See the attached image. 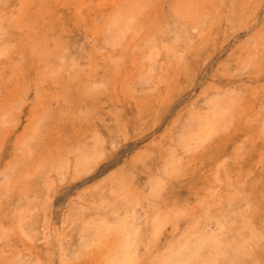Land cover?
Masks as SVG:
<instances>
[{
  "label": "rangeland",
  "instance_id": "374dc122",
  "mask_svg": "<svg viewBox=\"0 0 264 264\" xmlns=\"http://www.w3.org/2000/svg\"><path fill=\"white\" fill-rule=\"evenodd\" d=\"M38 1L0 0V106L7 107H0V125L4 127L7 124L3 130L6 128L8 133L3 136L0 132V253L5 252L0 254V264H26L21 259L27 250L34 253L29 264H76V261L78 264H109L108 258L112 255L110 244L117 238V228L96 226L93 231L89 228L82 231L80 228L82 223L90 220L88 216L95 217L101 206L108 211L116 204H123L130 188L154 196L167 192L182 207L176 222L163 228L157 245L147 250L140 246L135 264H160L163 258H168L167 255H173L171 250L181 251L180 243L190 231H198L204 221L206 207L211 214L218 211L222 204L238 203L237 200L241 199V204L238 203L240 209L249 210L239 216L242 221L230 232L226 264H259L257 260L261 257V264H264V239L262 243L258 241V232L264 235V162H261L264 161V127L261 128L262 123L264 126V62L262 67L246 62L252 51L249 49L264 54V0L202 1L199 18L206 21L202 32L192 28L190 19L183 23L185 26L181 24L175 11V0L174 3L172 0H140L141 6L138 5L133 21H125L123 12H117L118 6L115 11L111 0H89V3L88 0ZM111 5L115 19H123V26L118 24L115 34L111 31L112 21H116L110 12L113 10ZM47 6L52 10L51 16ZM17 7L27 11L22 12ZM41 9L43 13L39 12ZM57 12L60 14L57 15ZM31 18L35 19V32L31 26L21 28L29 24ZM151 18L155 19L147 22ZM15 21L19 22V26ZM137 21L142 25L137 26ZM26 28L31 30V37L25 33ZM37 31L40 32L37 34ZM131 36H134L132 40ZM261 36L263 39L259 43L256 38ZM34 38L45 43L48 49L36 46V42H32ZM56 41L58 43H54ZM132 46L135 47L131 51ZM42 49L47 53L52 50L49 58L53 66L49 71L39 59L40 53L45 52ZM152 53L156 57L154 64L152 61L155 60L150 58ZM84 67L91 78L86 77L88 74ZM118 67L119 70H116ZM153 82L157 84L154 86ZM229 91H244L242 95L247 101V109L228 127L219 129L210 140H205L202 128L196 127L198 121L194 122L200 119L191 120V116L195 115L192 111L209 110L211 101L220 96L217 93ZM8 120L12 121L9 123ZM26 123H31V126ZM33 123L36 129L32 127ZM189 132L188 141L192 144L185 146L183 135ZM27 134H30L29 137ZM178 149H181V161L176 158L175 150ZM24 154L28 155L24 172L31 169V174L22 177L18 185H13L12 181L7 185L4 171L16 164L17 159H23ZM171 162L174 166L182 163V168L170 182L168 175L171 170L166 166ZM95 193L97 197L93 200ZM100 198L106 206L95 201ZM116 199L119 202L112 201ZM76 210H81L79 227L72 220ZM4 231L10 233L8 238ZM20 237L23 239L21 242ZM202 257L205 260L195 264H209V260L218 264L216 257L208 253ZM132 263L133 259L129 264Z\"/></svg>",
  "mask_w": 264,
  "mask_h": 264
},
{
  "label": "bare ground",
  "instance_id": "6f19581e",
  "mask_svg": "<svg viewBox=\"0 0 264 264\" xmlns=\"http://www.w3.org/2000/svg\"><path fill=\"white\" fill-rule=\"evenodd\" d=\"M23 1V0H22ZM26 1H28V0H26ZM30 1V0H29ZM38 1V0H37ZM40 1V0H39ZM38 1V2H39ZM54 1H56V0H54ZM71 1V0H70ZM74 1V0H73ZM104 1V0H103ZM155 1V0H154ZM167 1H169V0H167ZM173 1V0H172ZM202 1L204 2V0H175V6H176V14H177V17L179 18V20H180V22H181V24H185L186 22H187V19H190V21H191V23L193 24L192 25V28H197L199 31H203V28H204V25H205V23H206V21H205V19H203L202 17H200L199 18V16L202 14H200V6L202 5ZM32 2H33V0H32ZM50 2V1H49ZM68 2V1H67ZM78 2H80V1H78ZM90 2H92V0H90ZM98 2V1H97ZM100 2V1H99ZM101 2H102V0H101ZM113 2H114V6L113 7H116V9H115V11L117 10V6H118V11L117 12H123V19L126 21H128V20H130L131 19V21H133V19H134V16H136L137 15V13H138V11H137V9H138V5H140V0H111V3L110 4H112L113 5ZM139 2V3H138ZM234 2V1H233ZM25 3V2H24ZM37 3V2H36ZM35 3V4H36ZM41 3H43L42 1H41ZM41 3H38V4H41ZM64 3V2H63ZM88 3H89V0H88ZM94 3V2H93ZM143 3V2H142ZM146 3V1L143 3V4H145ZM173 3H174V1H173ZM31 4H33V3H31ZM58 4H59V2H58ZM68 3H66V5H67ZM26 5H28V4H26ZM42 5V4H41ZM50 5V4H49ZM52 5V4H51ZM50 5V6H51ZM56 6H58L57 4H55ZM59 5H61V4H59ZM65 7H66V5L65 4H63ZM72 5V4H71ZM112 5H111V7H112ZM149 5V4H148ZM153 5V4H152ZM156 5V4H155ZM17 6V5H16ZM53 6V5H52ZM55 6V7H56ZM63 6V7H64ZM67 6H69V5H67ZM73 6V8H75L74 6L75 5H72ZM103 6V5H102ZM106 6V5H105ZM141 6V5H140ZM143 6V5H142ZM170 6H171V4H170ZM228 6V5H227ZM21 7V6H20ZM20 7H17V8H19V10H21V8ZM26 7V6H25ZM44 7H46V5L44 6ZM47 7H49V6H47ZM62 7V8H63ZM112 7V8H113ZM126 7H128V8H126ZM160 7V6H159ZM161 7H163V6H161ZM24 8V7H23ZM22 8V9H23ZM28 7H26V9H27ZM70 8V7H69ZM72 8V9H73ZM101 8V7H100ZM106 8V7H105ZM215 8H217V7H215ZM24 10V11H22V12H25V11H27V10ZM39 9V8H38ZM55 9V8H54ZM67 9H68V7H67ZM120 9V10H119ZM147 9H149V7H147ZM153 9V8H152ZM173 9H174V7H173ZM18 10V9H17ZM40 10V9H39ZM43 9H41V11H39V12H44V10L42 11ZM50 7H49V12H50ZM69 10V9H68ZM75 10H77L76 8H75ZM110 10H112V9H110ZM161 10V9H160ZM3 11H5V10H3ZM33 11V10H32ZM52 11V10H51ZM60 11H61V9H60ZM63 11V10H62ZM69 11H71V10H69ZM72 11H74V10H72ZM141 11V10H140ZM153 11H154V9H153ZM156 11V10H155ZM9 12V11H8ZM18 12H20V11H18ZM54 12V11H53ZM77 12V11H76ZM78 12H80V10L78 11ZM110 12H112V14L114 13V8H113V10L112 11H110ZM109 12V13H110ZM150 12V11H149ZM174 12V11H173ZM206 12V11H205ZM12 13V12H11ZM34 13H36V12H34ZM74 13V12H73ZM145 13V12H144ZM151 13V12H150ZM154 13V12H153ZM230 13V12H229ZM20 14V13H19ZM60 14V12L58 13L57 12V15H59ZM68 14H71L70 12H68ZM102 15H103V13H101ZM106 14L107 13H105V16H106ZM111 14V15H112ZM118 14V13H117ZM121 13H119V15H120ZM155 14V13H154ZM153 14V15H154ZM160 14V13H159ZM204 14V13H203ZM207 14H208V12H207ZM217 14H218V12H217ZM219 14H220V12H219ZM22 15V14H21ZM20 15V16H21ZM23 15H24V13H23ZM44 15H46L45 13H44ZM65 15H66V13H65ZM94 15V14H93ZM143 15V14H142ZM146 15V14H145ZM152 15V16H153ZM2 16V15H1ZM9 16V15H8ZM12 16H14V15H12ZM31 16V15H30ZM49 16H51V12H50V15ZM104 16V15H103ZM113 18L115 19L116 18V16L113 14ZM144 16V15H143ZM157 16V15H156ZM33 17V16H32ZM108 17H109V15H108ZM107 17V18H108ZM164 17V16H163ZM205 17V16H204ZM212 17V16H211ZM229 17H231V16H229ZM35 18V17H34ZM52 18V17H51ZM110 18V17H109ZM145 18V17H144ZM162 18V17H161ZM3 19H5V18H3ZM32 19V20H31ZM30 20H31V22L29 23V24H24L23 26H21V28H23V27H25V26H31V27H33V25H34V20H33V18H31ZM39 19V18H38ZM45 19V18H44ZM62 19V17L60 18V20ZM103 19V18H102ZM113 19V20H114ZM119 19V21H117ZM121 17L119 18H117V19H115L116 21H112V27H111V31H114V34H115V32L117 31L116 29H115V27H120L122 24L121 23H123L122 22V20H123ZM142 18H140V20H141ZM149 19V18H148ZM152 19V18H151ZM148 20L147 22H149V21H153L154 19H152V20ZM157 19V18H156ZM163 19V18H162ZM173 19V18H172ZM41 20V19H40ZM49 20H50V18H49ZM144 20V19H143ZM170 20H171V18H170ZM28 21H29V19H28ZM174 21V20H173ZM16 22V21H15ZM18 22V21H17ZM16 22V23H17ZM21 22V21H20ZM42 22V21H41ZM137 22H138V24H137ZM136 22V24H137V26L139 25V26H141L142 24H143V21L141 20L140 21V23L142 22V24L140 25V23H139V21H137ZM155 22H156V20H155ZM154 22V23H155ZM229 22V21H228ZM23 23V22H22ZM62 23V22H61ZM60 23V24H61ZM103 23H104V19H103ZM151 23V22H150ZM153 23V22H152ZM168 23V22H167ZM171 23V22H170ZM169 23V24H170ZM19 24V22L17 23V25ZM41 24V23H40ZM44 24L45 23H43V26H44ZM52 24V23H51ZM50 24V25H51ZM119 24V25H118ZM135 24V25H136ZM148 24V23H147ZM161 24V23H160ZM183 24V25H184ZM16 25V24H15ZM49 25V26H50ZM118 25V26H117ZM131 25V24H130ZM134 25V26H135ZM155 25H156V23H155ZM19 26V25H18ZM36 26H37V24H36ZM45 26H47V24L45 25ZM48 26V27H49ZM61 26H64V25H61ZM60 25H59V27H61ZM123 26V25H122ZM145 26H147V25H145ZM154 26V25H153ZM157 26V25H156ZM178 26V25H177ZM185 26V25H184ZM51 27V26H50ZM50 27H49V29H50ZM85 27V26H84ZM84 27H82V28H84ZM87 27V26H86ZM132 27V26H131ZM143 27V26H142ZM158 27V26H157ZM179 27V26H178ZM177 27V28H178ZM38 28V27H37ZM45 28H47V27H45ZM52 28H53V26H52ZM147 28H149V29H151L150 27H147ZM44 29V28H43ZM144 29V28H143ZM149 29H147V30H149ZM33 30H34V32L36 31V29L33 27ZM39 30V29H38ZM58 30V29H57ZM146 30V29H145ZM24 31H26L25 33L26 34H28L29 36H30V29H28V28H26ZM41 31V30H40ZM39 31V32H40ZM63 31V30H62ZM38 31L36 32L37 34L39 33ZM43 32H44V30H43ZM52 32V31H51ZM53 32H54V29H53ZM58 32V31H57ZM85 32V31H84ZM100 32V31H99ZM147 32V31H146ZM55 33H56V31H55ZM192 33H193V31H192ZM200 33V32H199ZM178 34V33H177ZM205 34V33H204ZM57 36H58V33L56 34ZM48 36V35H47ZM51 36V35H50ZM53 36H55V34L53 35ZM92 36H93V34H92ZM179 36V35H178ZM238 36V35H237ZM260 36V35H259ZM21 37V36H20ZM31 37V36H30ZM29 37V38H30ZM35 37H37V36H35ZM44 37V36H43ZM46 37V36H45ZM134 36H131V40H132V38H133ZM185 37V36H184ZM199 37V36H198ZM50 38V37H49ZM55 38H57V37H55ZM55 38L54 39H52L53 41L55 40ZM95 38V37H94ZM170 38V37H169ZM176 38V37H175ZM174 38V39H175ZM264 38V37H263ZM262 38V36L259 38V37H257L256 39H259V40H257L259 43H261V40L260 39H263ZM40 39V38H39ZM96 39V38H95ZM123 39V38H122ZM178 39V38H177ZM199 39V38H198ZM31 40V39H30ZM37 39H33L32 40V42L34 41V42H36V46H38V45H40V46H44L45 45V43H43V42H41L40 40L39 41H36ZM44 40H45V38H44ZM62 39H60V41H61ZM130 40V39H129ZM130 40V41H131ZM176 40V39H175ZM129 41V42H130ZM199 41V40H198ZM264 41V40H263ZM31 43V42H30ZM47 43H48V41H47ZM54 43H58L57 41L56 42H54ZM61 43V42H60ZM252 43V42H251ZM250 43V44H251ZM27 44V43H26ZM263 44H264V42H263ZM262 44V45H263ZM33 45V44H32ZM61 45V44H60ZM122 45V44H121ZM259 45V44H258ZM30 46V45H29ZM54 46H56V44L54 45ZM59 46V45H58ZM58 46H57V48H58ZM136 46V45H135ZM134 46V47H135ZM34 47V46H33ZM33 47H32V49H33ZM111 47V46H110ZM133 47V46H132ZM134 47H133V49H131V51L132 50H134ZM173 47V46H172ZM263 47V46H262ZM41 48V47H40ZM121 48V47H120ZM128 48H130V47H128ZM257 48V47H256ZM29 49H31V47L29 48ZM34 49H35V47H34ZM33 49V50H34ZM43 49H48V48H46V46H44V48ZM42 49V51H45V50H43ZM49 49H51V48H49ZM54 49V48H53ZM97 49V48H96ZM124 49V48H123ZM169 49V48H168ZM179 50H181V49H179ZM249 50H252V51H250L249 52V54H248V57H247V60H246V62H247V64L249 63H252V65L253 66H258V67H262V63L264 62V54H262L260 51H258L257 50V52L255 51L256 49H249ZM35 52H36V50H34ZM38 51H39V49H38ZM51 51L52 50H50V51H48V53H47V51H45L44 53L42 52V53H40V55H39V59L41 60L40 62L43 64V65H45V67L48 69V71H49V69L50 68H52L51 66H53V65H51V63H50V58H49V55H50V53H51ZM103 51H104V49H103ZM172 51V50H171ZM40 52H41V50H40ZM113 52V51H112ZM134 52V51H133ZM169 52V51H168ZM31 53H32V51H31ZM98 53H99V51H98ZM100 53H101V55H102V52L100 51ZM107 53V52H106ZM109 53H110V51H109ZM120 53V52H119ZM34 54V52L32 53V55ZM38 54V53H37ZM94 54H96V52L94 53ZM36 55V54H35ZM87 55H89V54H87ZM87 55L85 56L86 58H87ZM166 55V54H165ZM21 56H22V58H24L23 56L24 55H22L21 54ZM21 56H19V57H21ZM37 56V55H36ZM45 56H46V58L47 59H45ZM90 56H91V54H90ZM105 56V55H104ZM110 56V55H109ZM135 56V55H134ZM10 57V56H9ZM32 57V56H31ZM102 57H103V55H102ZM115 57V56H114ZM122 57V56H121ZM137 57H138V55H137ZM92 58V57H91ZM97 58V57H96ZM95 58V59H96ZM109 58V57H108ZM150 58L152 59V60H155L156 59V57H155V55H154V53H152L151 54V56H150ZM263 58V59H262ZM30 59V58H29ZM39 59H38V61H39ZM93 59V58H92ZM95 59H94V61H95ZM119 59V58H118ZM121 59V58H120ZM119 59V60H120ZM133 59H134V57H133ZM139 59H141L140 57H139ZM139 59H137V61H140ZM161 59V58H160ZM9 60V59H8ZM104 60H106V56H105V59ZM109 60L111 61L112 59H110L109 58ZM162 60V59H161ZM14 61H15V59H14ZM74 61V60H73ZM93 61V60H92ZM92 61H90V64H92ZM113 61H114V59H113ZM131 61V60H130ZM19 62V61H18ZM29 62V61H28ZM37 62V61H36ZM40 62L38 63V65L40 64ZM96 62V61H95ZM101 62V61H100ZM105 62V61H104ZM112 62V61H111ZM117 62V61H116ZM128 62H129V60H128ZM155 63L156 62V60L155 61H152V63ZM246 62H244V63H246ZM23 63V62H22ZM50 63V64H49ZM87 63V62H86ZM153 63V64H154ZM160 63V62H159ZM161 63H162V61H161ZM161 63H160V65H161ZM10 64H12V63H10ZM13 64H14V62H13ZM74 64H75V62H74ZM74 64H72V65H74ZM138 64V63H137ZM140 64V63H139ZM174 64V63H173ZM248 64V65H249ZM4 65V64H3ZM80 65H85V64H80ZM87 65V64H86ZM86 65H85V67H86ZM118 65V64H117ZM170 65V64H169ZM169 65H168V67H169ZM18 66V65H17ZM116 66V65H115ZM120 66V65H119ZM139 66V65H138ZM142 66V65H141ZM162 66V65H161ZM21 67H24V66H21ZM81 67V66H80ZM83 67V66H82ZM81 67V68H82ZM85 67H84V71H86L85 70ZM140 67V66H139ZM145 67V66H144ZM143 67V68H144ZM177 67V66H176ZM245 67V66H244ZM3 68V67H2ZM8 68V67H7ZM12 68H14V66H12ZM39 68V67H38ZM92 68H95V67H93L92 66ZM91 68V70L93 71L94 69H92ZM130 68H132V67H130ZM129 68V69H130ZM161 68V67H160ZM173 68V67H172ZM40 69V68H39ZM42 69H44V68H42ZM98 69V68H97ZM128 69V68H127ZM18 70H19V68H18ZM38 70V69H37ZM70 70V69H69ZM78 70V69H77ZM88 70V69H87ZM116 70H119V67H118V69L116 68ZM134 70V69H133ZM136 70H137V68H136ZM259 70V69H258ZM13 71V70H12ZM21 71V70H20ZM23 71V70H22ZM48 71H45V74L46 75H48ZM97 71V70H96ZM113 71H115V70H113ZM261 71V70H260ZM260 71H259V73H260ZM14 72V71H13ZM87 72V71H86ZM86 72H85V74H86ZM89 72H90V70H89ZM94 72H95V70H94ZM131 72V71H130ZM153 72H154V70H153ZM162 72V71H161ZM181 72V71H180ZM1 73V72H0ZM4 73V72H3ZM40 73H41V71H40ZM73 73H74V71H73ZM72 73V74H73ZM84 73V72H83ZM132 73V72H131ZM130 73V74H131ZM156 73V72H155ZM176 73V72H175ZM255 73V72H254ZM17 74V73H16ZM54 74H57V75H59L58 74V72L56 73V72H54ZM84 74V75H85ZM87 74H88V72H87ZM100 74H101V71H100ZM103 74V73H102ZM136 74H138V72L136 71ZM158 74V73H157ZM159 74H161V73H159ZM158 74V75H159ZM258 74V73H257ZM24 75V74H23ZM22 75V76H23ZM37 75V74H36ZM74 75H77L76 73L74 74ZM91 74H88V76H86V77H89ZM127 75H129V72H128V74ZM133 75V74H132ZM131 75V76H132ZM9 76V75H8ZM51 76V75H50ZM93 76H95V75H93ZM97 76V75H96ZM125 76H126V74H125ZM125 76L123 77V78H125ZM137 75H135L134 77L135 78H137L136 77ZM153 76V75H152ZM16 77H18V75L16 76ZM24 77V76H23ZM158 77V76H157ZM7 78V77H6ZM10 78H11V76H10ZM25 78H26V76H25ZM54 78V77H53ZM72 78V77H71ZM90 78H91V76H90ZM122 78V79H123ZM127 78V77H126ZM160 78V77H159ZM167 78V77H166ZM12 79V78H11ZM10 79V80H11ZM45 79V78H44ZM95 79V78H94ZM100 79H101V76H100ZM35 80H36V78H35ZM57 80V79H56ZM99 80V79H98ZM135 80V79H134ZM133 80V81H134ZM17 81V80H16ZM15 81V82H16ZM42 81V80H41ZM84 81V80H83ZM83 81H80V82H82L83 83ZM127 81H129V80H127ZM131 81V80H130ZM159 81V80H158ZM162 81V80H161ZM26 82V81H25ZM44 83H45V81H43ZM43 82H41V83H43ZM73 82H74V79H73ZM78 82V81H77ZM103 82H106V81H103ZM124 82H125V80H124ZM167 82V81H166ZM2 83V82H1ZM5 83V82H4ZM40 83V84H41ZM43 83V84H44ZM82 83H80V85L82 84ZM87 83V82H86ZM99 83V82H98ZM154 83V82H153ZM17 84H18V82H17ZM66 84V83H65ZM76 84V83H75ZM105 84V83H104ZM155 84H157V83H154V86H155ZM85 85V84H84ZM121 85H122V83H121ZM162 85V84H161ZM166 85V84H165ZM16 86V85H15ZM44 86V85H43ZM88 86V85H87ZM129 86V85H128ZM158 86V85H157ZM156 86V87H157ZM252 86V85H251ZM46 87V86H45ZM98 87V86H97ZM126 87V86H125ZM227 87V86H226ZM264 87V86H263ZM29 88V87H28ZM58 88V87H57ZM56 88V89H57ZM79 88H81V87H79ZM83 88V87H82ZM101 88H102V86H101ZM165 88V87H164ZM234 88V87H233ZM46 89V88H45ZM48 89V88H47ZM116 89V88H115ZM163 89V88H162ZM168 89V88H167ZM256 89H257V87H256ZM90 90V89H89ZM114 90V89H113ZM124 90H125V88H124ZM228 90V89H227ZM21 91V90H20ZM59 91V90H58ZM71 91V90H70ZM80 91V90H79ZM78 91V92H79ZM115 91V90H114ZM129 91V90H128ZM166 91V90H165ZM17 92V91H16ZM19 92V91H18ZM48 92V91H47ZM230 93H222V92H219V93H217V94H220V96H218L216 99H214L213 101H211V104H210V107L208 108L209 110H207V111H202V112H196L195 110L194 111H192V113L193 114H195V115H192L191 116V120L193 121L194 120V118H197V119H200V120H194V122H197L198 121V123L196 124V127L197 128H202V136L205 138V140H208L212 135H214L215 133H217L218 132V130L219 129H223V128H226V127H228L230 124H232L234 121H235V119L237 118V116H239L241 113H243V112H245L246 111V109H247V101L245 100V96L244 95H242V93L244 92H240V91H229ZM36 93V92H35ZM83 93H85V92H83ZM58 94V93H57ZM125 94V93H124ZM245 94V93H244ZM51 95H52V93H51ZM69 95V94H68ZM79 95H80V93H79ZM87 95V94H86ZM14 97V96H13ZM20 97V96H19ZM18 97V98H19ZM31 97V96H30ZM49 97V96H48ZM65 97V96H64ZM115 97V96H114ZM2 98H4V97H2ZM16 98V97H15ZM54 98V97H53ZM29 99V98H28ZM142 99H143V97H142ZM146 99V98H145ZM3 100V99H2ZM11 100V99H10ZM23 100V99H22ZM27 100V99H26ZM115 100H116V98H115ZM30 101V100H29ZM57 101V100H56ZM42 102V101H41ZM45 102V101H44ZM149 102V101H148ZM2 103V102H1ZM7 103V102H6ZM45 103H47V102H45ZM70 103V102H69ZM89 103V102H88ZM4 104V103H3ZM5 105H7V104H5ZM45 105H47V104H45ZM3 105H1L0 107H2ZM6 107V106H5ZM4 106H3V109L5 108ZM44 107V106H43ZM73 107V106H72ZM91 107V106H90ZM93 107V106H92ZM260 107V106H259ZM15 108V107H14ZM36 108V107H35ZM34 108V109H35ZM53 108V107H52ZM57 108V107H56ZM59 108V107H58ZM261 108V107H260ZM6 109H7V107H6ZM262 109H263V105H262ZM33 110V109H32ZM45 110V109H44ZM55 111H57V109H54ZM37 111V110H36ZM46 111V110H45ZM48 111V110H47ZM258 111V110H257ZM3 112H4V110H3ZM11 112V111H10ZM27 112V111H26ZM58 112V111H57ZM85 112V111H84ZM256 112V111H255ZM13 113V112H12ZM23 113H25V111L23 112ZM39 113H40V111H39ZM263 113V112H262ZM1 114V113H0ZM35 114H36V112H35ZM43 114V113H42ZM64 114V113H63ZM95 114V113H94ZM101 114V113H100ZM257 114V113H256ZM33 115V114H32ZM16 116V115H15ZM40 116H41V114H40ZM39 116V118L40 119H42L41 117ZM84 116V115H83ZM87 116H88V114H87ZM250 116V115H249ZM11 117H13V116H11ZM19 117V116H18ZM36 116H34V118H35ZM44 117V116H43ZM264 117V116H263ZM2 118V117H1ZM5 118V117H4ZM34 118H32L31 117V119H34ZM248 118V116H246V121L248 120L247 119ZM262 118V117H261ZM14 119V118H13ZM36 119H38L37 117H36ZM10 120V119H9ZM8 120V121H9ZM17 120V119H16ZM35 120V119H34ZM253 120V119H252ZM251 120V121H252ZM258 120V119H257ZM12 121V120H11ZM11 121H9V123L11 122ZM28 121H29V119H28ZM27 121V122H28ZM31 121V120H30ZM4 122H6L7 123V118H5L4 119ZM249 122V121H248ZM257 122H259V121H257ZM263 122V121H262ZM12 123H15V122H12ZM36 123V122H35ZM42 123H44V122H42ZM247 123V122H246ZM17 124V123H16ZM26 124H29V123H26ZM263 124V123H262ZM262 124H261V128H263L264 126H262ZM30 126H31V123L29 124ZM1 126V125H0ZM5 126H7V124H5ZM4 126V127H5ZM34 126V123H33V125H32V127ZM258 126V125H257ZM3 125L0 127V132H2V135L4 136V135H6V133H7V130H3ZM26 127H28V126H26ZM18 128V127H17ZM43 128V127H42ZM260 128V129H261ZM11 129V128H10ZM16 129V128H15ZM25 129H27V128H25ZM32 129V128H31ZM31 129H29V130H31ZM34 129H36V127L34 126ZM13 130V129H12ZM19 130V129H18ZM47 130H49V129H47ZM97 130V129H96ZM259 130V129H258ZM27 131H28V129H27ZM222 131V130H221ZM229 131V130H228ZM16 132V131H15ZM22 132H24V129H23V131H21V133ZM40 132V131H39ZM46 132H48V131H46ZM93 132V131H92ZM232 132V131H231ZM252 132V131H251ZM260 132H261V130H260ZM20 133V132H19ZM223 133H225V132H223ZM262 133V132H261ZM8 134V133H7ZM23 134V133H22ZM97 134V133H96ZM20 135V134H19ZM28 135V134H27ZM27 135H25V136H27ZM30 135V134H29ZM29 135H28V137H29ZM220 135H221V133H220ZM255 135V134H254ZM264 135V134H263ZM3 136H1V137H3ZM9 136V135H8ZM41 136H43V135H41ZM185 136V137H184ZM190 136H191V134H190V132L189 133H187V134H184L183 135V137L186 139V141H184V144H185V146L187 145V144H192L191 142H189L188 141V139L190 138ZM216 136V135H215ZM19 137V136H18ZM17 137V138H18ZM182 137V138H183ZM251 137H252V135H251ZM257 137H259V136H256V138ZM264 137V136H263ZM3 138H5V137H3ZM2 138V139H3ZM22 139V138H21ZM45 139H46V137H45ZM216 139V138H215ZM9 140H11V139H9ZM9 140H8V142H9ZM15 140H17V139H15ZM18 140H20V139H18ZM40 140V139H39ZM169 140V139H168ZM210 140V139H209ZM217 140V139H216ZM215 140V141H216ZM240 140V139H239ZM29 141H30V139H29ZM45 141V140H44ZM218 141V140H217ZM247 141V140H246ZM251 141H253V140H251ZM3 142V141H2ZM18 142V141H17ZM23 142V141H22ZM27 143H28V141H26ZM154 142V141H153ZM195 142H196V140H195ZM197 142H198V140H197ZM196 142V143H197ZM217 143V142H216ZM239 143V142H238ZM14 144V143H13ZM29 144V143H28ZM48 144V143H47ZM220 145V144H219ZM238 145V144H237ZM182 146V145H181ZM180 146V147H181ZM196 146V145H195ZM234 146V145H233ZM31 147V146H30ZM190 147V146H189ZM241 147V146H240ZM245 147V146H244ZM32 148V147H31ZM181 148H183V147H181ZM185 148V147H184ZM56 149L58 150V148H57V146H56ZM64 149V148H63ZM171 149V148H170ZM240 149V148H239ZM242 149V148H241ZM35 150V149H34ZM33 150V151H34ZM56 150V151H57ZM215 150V149H214ZM176 152H175V154H177L176 155V158L177 159H179V161H181L180 160V151H181V149H178V150H175ZM201 151H203V150H201ZM216 151V150H215ZM263 151V150H262ZM32 152V151H31ZM217 152V151H216ZM240 152V151H239ZM247 152V151H246ZM13 153V152H12ZM30 153V152H29ZM185 153V152H184ZM186 153H188V152H186ZM195 153V152H194ZM200 153V152H199ZM264 153V151L262 152V154ZM11 154V153H10ZM16 154V153H15ZM238 154V153H237ZM19 155V154H18ZM58 155V154H57ZM169 155V154H168ZM170 155H171V153H170ZM240 155V154H239ZM261 155V154H260ZM55 156H56V154H55ZM60 156V155H59ZM204 156V155H203ZM241 156V155H240ZM264 156V155H263ZM27 157H28V155L27 154H24V158L23 159H17L16 160V164H14V165H12L9 169H7V170H5L4 171V181H5V183L7 184V185H9V182L10 181H12V184L13 185H18V184H20V182H21V180H22V177H24V176H28V174L30 173V171H31V169H29L30 171H27V172H24V164L26 163V159H27ZM42 157H44V156H42ZM59 158V157H58ZM68 158V157H67ZM259 159L261 158V156L260 157H258ZM33 159V158H32ZM38 159V158H37ZM43 159V158H42ZM60 159V158H59ZM73 159V158H72ZM181 159H185V158H181ZM204 159H205V157H204ZM244 159V158H243ZM258 159V160H259ZM186 160V159H185ZM201 160H202V158H201ZM262 160V159H261ZM12 161V160H11ZM46 161H47V159H46ZM64 161V160H63ZM62 161V162H63ZM59 162H60V160H59ZM219 162H221V160H219ZM258 162V161H257ZM260 162V161H259ZM261 162H264L263 160L261 161ZM77 163V162H76ZM218 163V162H217ZM32 164V163H31ZM167 164V163H166ZM174 164V162L172 163L171 162V164H168L167 166H166V168L168 169V167H170V170H171V172L169 173V181L171 182V181H173L175 178H176V175L178 174V171H180V169L179 168H182V163L181 164H179V165H176V166H174L173 165ZM186 164H188V163H186ZM219 164V163H218ZM221 164V163H220ZM243 164V163H242ZM6 165V164H5ZM61 165V164H60ZM189 165V164H188ZM224 165V164H223ZM239 165H241V164H239ZM250 165V164H249ZM264 165V164H263ZM263 165H262V167H263ZM34 166H36V165H34ZM42 166V165H41ZM205 166V165H204ZM178 167V168H177ZM219 167V166H218ZM223 167V166H222ZM243 167V166H242ZM25 168H26V170H27V167L25 166ZM35 168V167H34ZM39 167H37V169H38ZM212 168V167H211ZM33 169V168H32ZM224 170H225V168H223ZM245 169V168H244ZM25 170V171H26ZM156 170V169H155ZM202 170H203V168H202ZM213 170V169H212ZM246 170V169H245ZM251 170V169H250ZM1 171V170H0ZM39 171V170H38ZM158 171V170H157ZM247 171V170H246ZM257 171V170H256ZM192 172V171H191ZM248 172V171H247ZM60 173H62L61 171H60ZM239 173V172H238ZM31 174V173H30ZM214 174V173H213ZM213 174H211V175H213ZM255 174V173H254ZM239 175V174H238ZM246 175V174H245ZM182 176V175H181ZM214 176H216V174L214 175ZM241 176V175H240ZM247 176V175H246ZM246 176H245V178H246ZM1 177V176H0ZM62 177V176H61ZM209 177V176H208ZM211 178H212V176H211ZM217 178V177H216ZM209 180V179H208ZM216 180V179H215ZM222 180V179H221ZM244 180V179H243ZM259 180H261V179H259ZM26 181H28V180H26ZM242 181V180H241ZM257 181V180H256ZM210 182V181H209ZM211 182H213V181H211ZM239 182V181H238ZM27 184V183H26ZM146 184H148V183H146ZM63 185H64V183H63ZM51 186V185H50ZM57 186V185H56ZM201 186V185H200ZM210 186V185H209ZM245 186V185H244ZM61 187V186H60ZM59 187V188H60ZM147 188V187H146ZM179 188V187H178ZM207 188V187H206ZM49 189V188H48ZM96 189V188H95ZM85 190V189H84ZM97 190V189H96ZM248 190V189H247ZM60 191V190H59ZM95 191V190H94ZM196 191H197V189H196ZM247 192H249V191H247ZM264 192V191H263ZM76 193V192H75ZM79 193V192H78ZM49 194V193H48ZM80 194V193H79ZM78 194V195H79ZM87 194V193H86ZM0 195H1V191H0ZM251 195V194H250ZM93 196V200H94V198L95 197H97V193H95V194H93L92 195ZM227 197V196H226ZM118 198H119V196H118ZM123 198V197H122ZM230 198V197H229ZM106 199V198H105ZM92 200V199H91ZM103 199L102 198H100V199H98V200H95V201H97V202H101L102 204H103V201H102ZM124 203L123 204H116L115 206H112V208L110 209V210H108V211H106V210H104L103 208H101L100 207V209H98V211L95 213V217H90V216H88V218H90V220L89 221H86V222H84V223H82V226H81V230L82 231H84V230H87L88 228L91 230V231H93V228H95L96 226H98V228L99 227H106L107 229H111V228H113L114 226L117 228V233H116V240L114 241V242H112L111 244H110V246H111V251H112V255L108 258V263L109 264H129L130 263V260L131 259H133V263L132 264H135L136 262H138V257H136V255H138V250H141L140 249V246H142L143 247V249H145V250H147V249H149V248H152V247H154L155 245H157V241H158V239H159V237H160V235L162 234V231H163V228L168 224V223H175L176 222V219H178V218H176V217H178V215L181 213V209H182V207L180 206V204H177L178 202H177V200L176 199H173L172 198V196H171V194H168L167 195V192H159L158 193V195L157 196H154V195H149V194H146V193H139L135 188H130V193L129 194H126V197L124 196ZM52 201V200H51ZM80 201V200H79ZM112 201H115V202H119V200H112ZM203 201V200H202ZM237 201H239L238 203L239 204H241V202H242V199L241 200H237ZM52 203H53V201H52ZM93 203V202H92ZM238 203H233V204H229V205H226V204H222V206L218 209V211H216V212H212L211 214H210V211H209V209L206 207L205 209H204V213H203V218H204V221H203V223H202V225L200 226V228L198 229V231H190L189 232V235H187L185 238H183L182 240H183V243L181 242L180 243V247L182 248L181 249V251L180 250H177V251H173V250H171V254H173V255H171L170 256V254L169 255H167L168 256V258H163L164 260L163 261H161L160 262V264H195L196 262H201L204 258L202 257V255H205V253H208L209 255H211L212 257H216L215 259H217L218 261V264H226L227 263V260H228V258H229V252H228V240H230V232L231 231H233L234 229H235V227L242 221V219L241 218H239V216L243 213V212H246L247 210H249V209H247V208H245V209H240V206H239V204ZM249 205V204H248ZM104 206H106V203L105 204H103V207ZM260 206V205H259ZM191 207V206H190ZM75 208V207H74ZM77 209V208H76ZM256 209V208H255ZM261 209V208H260ZM246 210V211H245ZM85 211H87V210H85ZM193 211V210H192ZM40 212V211H39ZM66 212V211H65ZM69 212V211H68ZM67 212V213H68ZM62 213V212H61ZM91 213V212H90ZM36 214V213H35ZM39 214V213H38ZM83 214V213H82ZM94 214V213H93ZM247 214V213H246ZM66 216H67V214H66ZM66 216H64V217H66ZM71 217H72V215H71ZM194 217V216H193ZM192 217V218H193ZM62 218V217H61ZM73 219V221H75L76 223L75 224H77V227H79V223H80V219H81V210L80 211H78V210H76V212H75V216H73L72 217ZM246 218H247V216H246ZM189 219V218H188ZM201 219V218H200ZM199 219V220H200ZM47 220V219H46ZM58 221V220H57ZM71 221V220H70ZM196 221V220H195ZM51 222V221H50ZM59 222H60V220H59ZM83 222V221H82ZM248 223V222H247ZM53 224H54V222H53ZM70 224V223H69ZM47 226H49V224L47 225ZM50 226H53V225H50ZM56 226L58 227V224L56 223ZM61 227V226H60ZM69 227V226H68ZM179 227V226H178ZM251 227V226H250ZM45 228H47V227H45ZM56 228V227H55ZM105 228V229H106ZM171 228H172V226H171ZM187 228V227H186ZM12 229V228H11ZM48 229V228H47ZM50 229H51V227H50ZM53 230H55L54 229V226H53ZM52 230V231H53ZM57 230H59L58 228H57ZM61 230V229H60ZM59 230V231H60ZM102 230H104V228L102 229ZM172 230V229H171ZM187 230V229H186ZM12 231L14 232V230L12 229ZM185 231V230H184ZM5 232V231H4ZM53 232H55V231H53ZM57 232V231H56ZM186 232V231H185ZM5 233H7V235H6V238H8V234H10V233H8V231L7 232H5ZM15 233V232H14ZM63 233V232H62ZM18 234V233H17ZM29 234V233H28ZM43 234V233H42ZM171 234V233H170ZM1 235H2V233H1ZM34 235V234H33ZM57 235V234H56ZM82 235V237L83 236H85V234H81ZM3 236V235H2ZM31 236V235H30ZM37 236V235H36ZM96 236V235H95ZM103 236V235H102ZM19 237V236H18ZM79 237H80V235H79ZM82 237H80V238H82ZM97 237V236H96ZM100 237H101V235H100ZM55 238H57V237H55ZM22 237H20L19 238V241L21 242L22 240ZM31 239H32V237H31ZM34 239H35V237H34ZM39 239V238H38ZM263 239H264V235L263 234H259V232H258V241L260 242V243H262L263 242ZM171 240V239H170ZM28 241H30V240H28ZM42 241V240H41ZM40 242V241H39ZM49 242V241H48ZM51 243H52V241H51ZM37 245H38V243H36ZM42 245V244H41ZM160 245V244H159ZM170 245V244H169ZM172 245V244H171ZM177 246V245H176ZM73 247V246H72ZM165 247H166V245H165ZM179 247V248H180ZM261 247H262V245L260 246V250H261ZM51 248V247H50ZM171 248V247H170ZM178 248V247H177ZM173 249V248H172ZM3 250V249H2ZM31 250V249H30ZM52 250V249H51ZM105 250V249H104ZM91 251V250H90ZM86 252H87V250H86ZM5 253V252H4ZM3 252H1L0 254L2 255V254H4ZM18 253V252H17ZM76 253H77V251H76ZM85 253V252H84ZM88 253V252H87ZM19 254V253H18ZM30 255V257H29V255ZM33 254L34 253H32L31 251H29L28 252V250H27V252H25L24 251V256H22V259H21V262L23 263V262H25L26 264H29L32 260H33ZM36 254V253H35ZM86 254V253H85ZM168 254V253H167ZM79 255V254H78ZM95 255H96V253H95ZM20 256V255H19ZM39 256V255H38ZM49 256V255H48ZM88 256L89 255H87V259H88ZM157 256H159V254L157 255ZM166 256V255H165ZM166 256V257H167ZM94 257H96V256H94ZM156 257V256H155ZM162 257V256H161ZM36 258H38V257H36ZM35 258V259H36ZM90 258V257H89ZM97 258V257H96ZM100 258V257H99ZM156 258H158V257H156ZM19 259V258H18ZM78 259H79V261H80V257H78ZM95 259V258H94ZM141 259L143 260L144 258L143 257H141ZM76 260H77V258H76ZM92 260V259H91ZM96 260V259H95ZM141 260V261H142ZM205 260V259H204ZM208 259H206V261H207ZM48 261H49V259H48ZM54 261V260H53ZM84 261V260H83ZM140 261V262H141ZM28 262V263H27ZM34 262V261H33ZM62 262H65V260H63ZM78 261H76V264H78L77 263ZM85 262V261H84ZM90 262V261H89ZM92 262V261H91ZM94 262V261H93ZM151 262V261H150ZM257 262L259 263V264H261V263H263V259H262V257L259 259V260H257ZM39 263V262H38ZM37 263V264H38ZM48 263V262H47ZM67 263V262H66ZM65 263V264H66ZM71 263V262H70ZM70 263H68V264H70ZM34 264V263H33ZM41 264V263H40ZM44 264V263H43ZM57 264V263H56ZM71 264H73V263H71ZM74 264H75V262H74ZM81 264V263H80ZM83 264V263H82ZM85 264H87V263H85ZM204 264H206V262L204 263ZM209 264H213V261L212 260H209ZM216 264V263H215Z\"/></svg>",
  "mask_w": 264,
  "mask_h": 264
}]
</instances>
